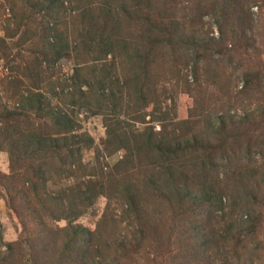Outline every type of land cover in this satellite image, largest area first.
Masks as SVG:
<instances>
[{"label":"trees","instance_id":"obj_1","mask_svg":"<svg viewBox=\"0 0 264 264\" xmlns=\"http://www.w3.org/2000/svg\"><path fill=\"white\" fill-rule=\"evenodd\" d=\"M113 2L103 1L104 13L101 17L104 23L91 34L93 40L88 46L84 42V52L95 55V60L113 52L119 42L118 32L125 26L122 17L141 26L150 37L155 32L159 33L150 42L157 47H149V50L136 55L139 59L135 63L140 71L136 90L141 101L151 81L150 59L155 49L167 47L172 53L193 52L194 65L197 66L199 60L206 59L209 54L223 52L220 44L230 30L227 29L229 17L233 21V28L239 32L245 33L253 27L252 0H223V11L219 10L223 12L222 17L209 10L207 14L213 15L218 23L219 40L209 34L200 39L182 35L175 18L176 0ZM253 3H258V0ZM64 4V0L29 1L30 7L27 8L30 15L38 10V15L47 21V25L39 29L42 41L50 39V36L56 38V28L50 21L61 17L60 10ZM198 12L191 9L187 16L195 20L201 16ZM155 17H160V21ZM29 19L23 16L19 25L26 27ZM29 39L23 33L20 40L27 42ZM52 42L49 40L43 46L46 47L42 51L44 57L38 60L34 68L37 75H40L43 60L54 65L66 55L68 45L56 40ZM6 43L4 38H0V47H5ZM195 68L193 74L197 79ZM30 74H33V69ZM31 79L34 90L41 89L40 81L32 76ZM253 79L252 72L245 73L241 97L251 91L254 84L255 87L259 85V81ZM21 84L20 80L14 81V86ZM77 87L81 90V85ZM34 90L29 89L27 95H21L13 109L6 106L0 109V151L7 153L10 166L9 173L2 175L0 182L8 205L18 216L32 219L35 224L34 239L5 243L7 251L0 248V264H161L164 256L168 258V264H231L217 261L222 247L227 250L230 248L228 244L239 245L258 233L259 222H264V218L261 219L263 214H259L261 211L256 213L253 206L264 202L261 199L264 162L258 163L254 156L260 153V145L264 146V143L257 141L258 138L255 139L250 133L258 122L255 110L208 119L211 138L199 130L193 131L192 112L187 119L177 123V130L181 132L172 138L165 137L168 133L166 125L162 126L160 136L156 137L151 128L128 134L119 123L108 131L103 150L110 155L123 151L124 157L111 169L105 170V166L99 162L97 168L87 173L85 151L94 148L93 138L80 132L72 114L59 105L51 107L45 96ZM74 104L88 107L90 101L87 99ZM156 112L160 113L161 108H154L152 117L155 121L169 119L168 112H164L162 117L156 116ZM31 113L35 115L33 118L29 117ZM37 115H51V124L47 127L52 132L42 128L41 123L37 122ZM118 121L116 117L115 124ZM244 136L249 141L239 148ZM96 150L99 161L103 152L100 148ZM261 153L264 155V150ZM245 159L249 160L248 163L243 162ZM222 168L224 178L218 172ZM241 168L246 169L240 174ZM100 172L102 177L98 175H101ZM257 174L262 175V179L257 181L259 192H255L254 184L250 181ZM223 179L226 181L223 182ZM60 180L75 182L54 191ZM230 191H233L232 194L238 193L228 215L224 216V198ZM103 194L112 200L117 197L122 199V207L125 206L127 218L130 219L125 226V229H129L127 233H121L122 230L118 231L114 226V234L113 231L106 234L101 224L97 230H91L77 223ZM150 198L156 203L153 206ZM238 208L242 210L239 220L233 219L231 225L227 223L222 229L216 228H221ZM219 212H222L220 216ZM105 215L108 216L105 217L108 224V219L113 216L109 215V209ZM59 221H66L67 224L54 229L51 224ZM113 222L117 223L114 217ZM175 240L178 244L173 249L170 245ZM249 262L254 263L246 257L245 263Z\"/></svg>","mask_w":264,"mask_h":264},{"label":"rangeland","instance_id":"obj_2","mask_svg":"<svg viewBox=\"0 0 264 264\" xmlns=\"http://www.w3.org/2000/svg\"><path fill=\"white\" fill-rule=\"evenodd\" d=\"M29 1L31 0H0V38L7 41L5 47H0V109L3 106L13 109L17 106L21 95H27L29 89H35L31 84V76L34 80H39L41 89L34 91L42 93L51 107L56 108L59 105L72 114L80 127V132L87 133L93 138L94 148L85 151L84 164L87 165V173L97 168L99 162L105 166V170L111 169L124 157L123 151L110 155L111 153L103 150L108 131L113 127L116 128L119 123L123 131L128 134L151 128L156 137L160 136L162 126L166 125L168 133L165 137L172 138L174 134L180 135L181 130L180 132L177 130V123L187 119L192 112L194 114L192 122L195 125H192L193 131L199 130L207 138H211L212 135H209L210 130L207 127L208 119L222 114L233 115L235 112L242 114L255 110L258 122L252 127L250 133L255 139L258 138L257 141L264 143V0H258V3H253L254 0H252L253 27L245 33L234 29L233 21L229 17L227 29L230 30L220 44L223 52L218 53L217 51L209 54L206 59L199 60L197 66L194 65L195 54L193 52L172 53L169 48L160 46L159 50L155 49L150 59L151 81L143 101L136 90L140 79L137 64L139 57L137 58L136 55L149 50V47H157L150 42L159 33L155 32L153 37H150L141 26L134 25V22L122 17L125 26L118 32L117 47H114L113 52L108 56L95 60V55H88L84 52V42H87L88 46L93 40L91 34L104 23L101 17L104 13L102 3L109 0H64V8L60 10L62 11L61 17L50 21L56 28V38L50 36V39L46 41L40 39L39 29L45 27L47 21L38 15V10L30 15V10L27 8L30 7ZM176 1L175 18L179 22L182 35L200 39L209 34L214 35L217 40L220 39L218 23L213 15L207 13L211 10L222 17L223 0ZM113 3L115 4V0ZM210 5L219 7L211 8ZM191 9L199 10L200 13L197 14L201 16L196 17L195 20L187 16ZM226 14L231 16L230 12ZM25 15L28 19L30 18L26 27L19 25ZM160 19V17H155L157 21ZM166 21L169 22V20ZM128 22L130 23L127 24ZM25 30L27 31L24 32ZM23 33L30 37L27 42L20 40ZM49 40L59 41L69 47L66 48V55L54 65H49L46 60H43V66L39 70L40 75H37L35 65L44 57L42 51H45L46 47L43 46ZM195 67H197V79L193 74ZM31 69H33V74H30ZM42 71H44L43 74H41ZM249 71L253 73V80L259 81V85L255 87L254 84L251 91L241 97L240 91L245 80V73ZM16 80H20L22 84L14 86ZM78 85H81V90L78 89ZM87 99L90 101L88 107L74 104ZM151 100L152 103H150ZM155 107L161 108L160 113H155L156 116L162 117L164 112H168L169 119H164V122L155 121L152 117ZM34 116L31 113L29 117ZM116 117L119 119L117 124H115ZM37 118H39L37 122L41 123L45 131L52 132L47 127L51 124V115L45 117L37 115ZM245 137L238 145L239 148L248 143L249 140ZM209 140L216 143L213 139ZM260 146V153L255 154L254 160L256 158L258 163H263L264 155L261 151L264 150V146ZM98 148L103 152L99 156V161L98 153H96ZM248 161L245 159L243 162L248 163ZM243 169L246 168H241L240 174ZM9 171L8 155L0 151V179ZM218 172L220 177L224 178V169ZM98 175L102 177V173ZM99 176H96V179L100 180ZM84 178L87 179V175ZM259 179H262L260 174L250 178L255 192L260 190L257 184ZM224 181L226 180L223 179ZM74 182L75 180H60L53 189L60 191L61 188H66ZM105 184H107L106 181ZM139 185L143 188L142 184ZM232 192L230 191V194L224 198L226 204L224 216L228 215L232 208V201L234 197L236 198L235 194L238 193L232 194ZM261 199L264 200V189ZM150 203L153 206L155 201L150 198ZM253 208L256 213L261 211L259 214H263L261 218L263 219L264 202L255 204ZM107 209H109V215H112L117 223L113 222V217L108 219V224L106 223ZM125 210V206L122 207L121 198L117 197L112 200L103 194L96 200L92 209L77 223L91 230H97L101 224L102 231L106 234H110L109 231H113L114 234L115 227H117L118 231L122 230L121 233L125 234L129 231L125 229V226L130 220ZM221 213L219 212L218 216ZM241 214L242 210L238 208L232 218L225 221V224H220L221 228L220 226L216 228L222 229L228 224L231 225L233 219L241 218ZM22 220L25 222L22 223ZM66 224V221H59L51 226L55 229L56 227L62 228ZM233 225L234 229L235 225ZM259 225L261 226L258 228V233L253 237L245 239L239 245L228 244L230 248L227 250L222 247L217 261L219 263L222 261L231 264H251L250 262L245 263L247 257L248 260L251 259L254 262L253 264H264V222L261 224L259 222ZM34 233L35 224L32 219L26 220L18 216L17 212L8 205V198L0 182V248L2 251H7L5 243L24 239L32 240L34 239L32 237H35ZM177 244L178 241L175 240L170 247L176 249ZM161 261V264H168L166 256Z\"/></svg>","mask_w":264,"mask_h":264}]
</instances>
